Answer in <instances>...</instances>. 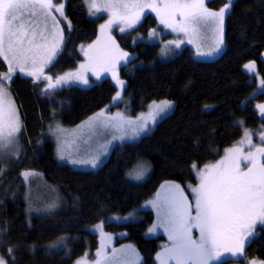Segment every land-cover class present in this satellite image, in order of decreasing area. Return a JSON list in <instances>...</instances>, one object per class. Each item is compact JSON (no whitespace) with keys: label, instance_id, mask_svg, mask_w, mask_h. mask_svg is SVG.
<instances>
[{"label":"trees","instance_id":"16d2710c","mask_svg":"<svg viewBox=\"0 0 264 264\" xmlns=\"http://www.w3.org/2000/svg\"><path fill=\"white\" fill-rule=\"evenodd\" d=\"M59 0H57L58 2ZM212 9L225 0L208 2ZM64 47L49 67L51 76L69 71L82 60L81 46L98 35L102 18H90L85 0H68ZM227 49L214 61H200L184 49L169 60H159L160 45L133 42L137 34L148 35L157 20L147 15L136 29L119 33L116 41L134 57L120 68L125 81L123 101L114 105L135 116L152 101L175 102L151 134L140 140L116 146L109 159L96 171H81L62 164L56 144L45 136L51 123L73 127L106 107L117 92L108 77L88 88L69 87L45 93L42 84L16 74L9 83L17 101L24 129L22 152L17 163L0 170V258L7 264H75L87 251L99 247V236L92 227L105 223L109 233H126L119 244L132 243L142 255V264H157L164 237L148 238L153 212L142 210L168 182L191 191L199 183L200 169L219 161L244 132L264 127L255 101L256 83L242 66L254 60L264 78V0H236L227 19ZM0 57V76L8 71ZM147 163L150 178L143 184L131 182L128 173L135 165ZM36 171L60 189L63 210L54 215L26 213V179L23 171ZM138 214L139 219L118 223L114 217ZM243 258L223 264H247L264 260V226L245 247Z\"/></svg>","mask_w":264,"mask_h":264},{"label":"rangeland","instance_id":"374dc122","mask_svg":"<svg viewBox=\"0 0 264 264\" xmlns=\"http://www.w3.org/2000/svg\"><path fill=\"white\" fill-rule=\"evenodd\" d=\"M68 0H0V57L8 71L0 76V170L14 166L22 152L24 123L9 83L16 74L42 84L43 92L60 91L72 86L88 88L110 77L117 92L106 107L73 127L55 122L45 136L56 144L59 162L74 170L96 171L122 143L136 142L149 135L171 114L175 102L152 101L145 111L133 116L113 108L123 101L125 81L120 68L134 56L123 51L114 32L136 29L147 17L157 26L147 36L137 34L133 42L160 45L159 60L166 61L184 49L193 51L200 61H214L227 49L226 19L236 0L212 9V0H85L90 18H102L98 35L81 46L82 60L77 67L53 77L49 67L59 57L65 43L64 28ZM264 61V51L261 54ZM242 69L256 83V94L264 92V78L250 60ZM264 120V100L255 101ZM219 159L200 169L199 184L187 191L168 182L144 203L142 210L153 212L154 222L148 238L164 237L157 264H223L244 256L245 247L264 226V127L247 131ZM26 179V213L29 217L54 215L63 210L60 189L36 171H23ZM151 176L147 163L135 165L129 180L143 184ZM139 215L114 217L122 223L138 220ZM99 236V247L87 251L75 264H142V255L132 243L119 244L126 233H109L105 223L92 227ZM0 264H7L0 258ZM237 264V263H230ZM247 264H264L251 259Z\"/></svg>","mask_w":264,"mask_h":264}]
</instances>
